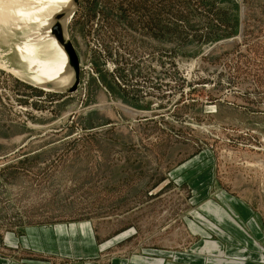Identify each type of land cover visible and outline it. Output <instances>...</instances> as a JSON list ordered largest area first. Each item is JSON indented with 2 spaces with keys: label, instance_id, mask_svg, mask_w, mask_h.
Masks as SVG:
<instances>
[{
  "label": "rangeland",
  "instance_id": "rangeland-1",
  "mask_svg": "<svg viewBox=\"0 0 264 264\" xmlns=\"http://www.w3.org/2000/svg\"><path fill=\"white\" fill-rule=\"evenodd\" d=\"M14 21L0 23V61L23 75L0 69V264H264V0H82L74 94L33 82ZM223 193L250 210L248 240L206 211ZM81 223L98 259L26 248L33 227Z\"/></svg>",
  "mask_w": 264,
  "mask_h": 264
},
{
  "label": "bare ground",
  "instance_id": "bare-ground-1",
  "mask_svg": "<svg viewBox=\"0 0 264 264\" xmlns=\"http://www.w3.org/2000/svg\"><path fill=\"white\" fill-rule=\"evenodd\" d=\"M71 1L72 0H0V23L1 20L13 19L15 20L14 22L20 23V26L19 24V27L17 26L18 28L22 29V27H24L27 29V31L25 30L26 33L24 34L25 39L23 43L15 46L16 50L19 52L21 61L27 64V69L32 73L31 79L36 84L58 80L64 85V83L68 81L67 77L64 76V72L67 69V56L62 47L52 36L51 26L54 16L67 7ZM58 4H62V6ZM14 22L11 23L14 24ZM44 22L46 24L42 28ZM0 69L8 71L16 77L23 76L20 72L22 70L19 71L10 68L1 61ZM133 264L143 263L142 261H135ZM156 264L162 263L156 262Z\"/></svg>",
  "mask_w": 264,
  "mask_h": 264
},
{
  "label": "crops",
  "instance_id": "crops-1",
  "mask_svg": "<svg viewBox=\"0 0 264 264\" xmlns=\"http://www.w3.org/2000/svg\"><path fill=\"white\" fill-rule=\"evenodd\" d=\"M199 180H202L201 182H204V179L202 178H200ZM195 187H197V192H209L208 184L195 185ZM220 198L221 199L218 203L212 201L205 206V208L207 209L206 211H209L212 214L211 218L214 219L215 217L217 219V223L219 222L223 225L226 224L236 232L241 231V234L247 240L248 238H251L246 228L242 227L241 225L245 222L243 212L245 213V211H247L248 213H250V210H248L241 202H231V196L226 193L220 195ZM220 211L224 212L226 215H223V213L220 214ZM227 216L230 219L227 218ZM245 217L247 218L246 215ZM231 218L234 219L239 226L233 224L231 222ZM250 225L253 227L254 231L255 229L258 230L257 226L252 221H250ZM228 231L231 232L230 229H228ZM29 234L32 237V240H29L27 244V241L25 239V244L27 245L26 248L29 247L32 250L45 252L46 254H55L79 261H90L99 258V246L97 244V239L90 223L69 225L66 224L48 228L33 227L29 229ZM224 237H226L225 239H231L230 237L228 238V236ZM201 242L204 243L203 250H214L215 247L217 249L220 248L215 242L213 244H211L212 242L207 241ZM199 245L202 246V243H199ZM199 245L197 246L200 247ZM234 249V247H230V252H234ZM132 260H130V263ZM116 262L117 264H123L122 260H116L115 263Z\"/></svg>",
  "mask_w": 264,
  "mask_h": 264
},
{
  "label": "water",
  "instance_id": "water-1",
  "mask_svg": "<svg viewBox=\"0 0 264 264\" xmlns=\"http://www.w3.org/2000/svg\"><path fill=\"white\" fill-rule=\"evenodd\" d=\"M81 1L82 0H72L67 7L54 16L51 26L52 36L62 47L67 56V69L64 72V76L67 77L68 81L64 83V85L58 80L37 84L39 89L49 92L74 94L79 88L81 65L75 46L68 36L67 23L76 14Z\"/></svg>",
  "mask_w": 264,
  "mask_h": 264
}]
</instances>
